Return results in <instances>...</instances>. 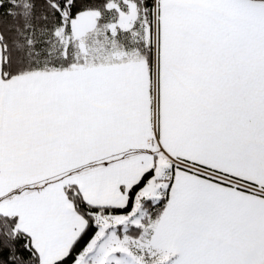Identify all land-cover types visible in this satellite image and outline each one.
Here are the masks:
<instances>
[{
    "label": "snow or ice",
    "instance_id": "snow-or-ice-1",
    "mask_svg": "<svg viewBox=\"0 0 264 264\" xmlns=\"http://www.w3.org/2000/svg\"><path fill=\"white\" fill-rule=\"evenodd\" d=\"M0 264H264V0H0Z\"/></svg>",
    "mask_w": 264,
    "mask_h": 264
}]
</instances>
